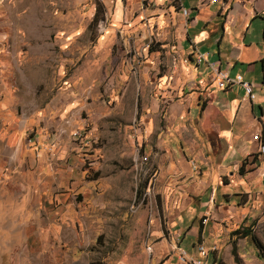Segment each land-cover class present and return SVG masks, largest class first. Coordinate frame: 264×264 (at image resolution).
Returning a JSON list of instances; mask_svg holds the SVG:
<instances>
[{
	"label": "rangeland",
	"instance_id": "obj_1",
	"mask_svg": "<svg viewBox=\"0 0 264 264\" xmlns=\"http://www.w3.org/2000/svg\"><path fill=\"white\" fill-rule=\"evenodd\" d=\"M185 26L176 0H0V264L239 263L185 236L155 180Z\"/></svg>",
	"mask_w": 264,
	"mask_h": 264
},
{
	"label": "crops",
	"instance_id": "obj_2",
	"mask_svg": "<svg viewBox=\"0 0 264 264\" xmlns=\"http://www.w3.org/2000/svg\"><path fill=\"white\" fill-rule=\"evenodd\" d=\"M176 2L188 11L178 49L189 61H167L158 77L164 87L152 104L156 120L158 105L164 108L152 145L155 180L171 196L175 225L188 227L185 236L208 249L224 240L219 255L231 256L239 227L249 226L264 246V155L257 150L264 142V0ZM197 53L204 55L199 63ZM206 62L249 82L250 96L237 83L217 87ZM233 247L237 264H264L249 237ZM206 254L216 264L214 251Z\"/></svg>",
	"mask_w": 264,
	"mask_h": 264
},
{
	"label": "built area",
	"instance_id": "obj_3",
	"mask_svg": "<svg viewBox=\"0 0 264 264\" xmlns=\"http://www.w3.org/2000/svg\"><path fill=\"white\" fill-rule=\"evenodd\" d=\"M213 1L214 0H212V2ZM180 12L184 18L187 17L188 11L185 8H183V7L180 8ZM202 60H204V55L197 53L195 58H194V61L196 63H199ZM206 65L210 71V78L216 83L217 87L224 88L225 86H227L229 84L237 83L243 88L244 93L246 95L250 96L251 84L249 82L243 81L240 76L230 78L226 72L215 67V65L212 62H206ZM255 137H258V135L253 136L254 139H255ZM257 150L259 151V153L264 155V142L263 141H262L261 147H257ZM191 168L192 169L195 168L193 166V164H191ZM180 253H181V255L185 256V252L183 250H181ZM197 253L199 254L200 258H204L206 256V251L204 250L203 246H201V245L198 246ZM191 263H193V264H205V262H203L200 259H197V260L192 259Z\"/></svg>",
	"mask_w": 264,
	"mask_h": 264
},
{
	"label": "trees",
	"instance_id": "obj_4",
	"mask_svg": "<svg viewBox=\"0 0 264 264\" xmlns=\"http://www.w3.org/2000/svg\"><path fill=\"white\" fill-rule=\"evenodd\" d=\"M260 62H261V70H262L261 79H262V83L264 84V57L260 59ZM231 235L234 238L249 237L250 240L252 241V243L254 244V246L257 248L258 257L264 262V246L256 238V236L252 233L251 228L249 226L236 228L231 232ZM233 249H234V247L232 246V250ZM90 264H98V263L97 262H91Z\"/></svg>",
	"mask_w": 264,
	"mask_h": 264
}]
</instances>
